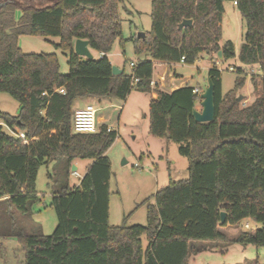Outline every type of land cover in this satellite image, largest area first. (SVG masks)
<instances>
[{"label": "trees", "instance_id": "obj_1", "mask_svg": "<svg viewBox=\"0 0 264 264\" xmlns=\"http://www.w3.org/2000/svg\"><path fill=\"white\" fill-rule=\"evenodd\" d=\"M150 1V30L128 38L134 54L149 59L134 63L128 74L121 69L113 75L107 53L116 39L122 41L121 0H0V92L20 105L16 115L0 112V239L18 244L22 264H188L206 248L202 243L264 246V88L239 107L242 69L236 67L234 86L223 93L221 73L213 65L207 75L214 84V119L197 122L196 86L184 83L167 91L150 85L153 61L176 64L183 58L193 64L203 52L218 58L221 51V61L257 65L264 87V0H230L245 22L237 53L230 40L220 44L228 0ZM186 19L192 24L179 29ZM22 35L57 37L53 46L66 54L68 72H60L55 53H24L18 45ZM75 39L86 40L102 56L75 54ZM133 89L157 93L148 103V132L178 144L188 159L187 177L153 194L145 225L125 220L111 225L106 151L118 132L107 131L104 123L95 133L73 132V104L84 97L124 100ZM5 128L23 132L24 139ZM76 159L90 164L71 187L68 176ZM57 160L64 162L65 183L51 190L57 222L45 235L31 219V207L38 201L39 167ZM245 218L260 227L233 238L219 230Z\"/></svg>", "mask_w": 264, "mask_h": 264}, {"label": "rangeland", "instance_id": "obj_2", "mask_svg": "<svg viewBox=\"0 0 264 264\" xmlns=\"http://www.w3.org/2000/svg\"><path fill=\"white\" fill-rule=\"evenodd\" d=\"M121 19L122 41L116 39L111 50L107 53L112 66L130 73V62L137 63L144 59V55H135L133 44L128 38L138 32H147L151 27L150 0H121L118 4ZM224 12L221 21L220 44L230 40L236 53L243 42L245 22L236 5L228 0L223 3ZM18 12L16 17H18ZM57 37L27 36L18 38V45L24 53H55L58 58L60 72H68L67 56L61 50L54 48ZM93 57H99L98 52L92 50ZM149 59V58H148ZM214 53L203 52L193 64L176 63L173 70L177 77L186 80L185 83L199 87L201 93L207 84V72L213 65L221 73L222 92L234 86L236 67L239 66L246 76L244 86L236 92L239 107L248 106L260 94L262 81L258 66L241 65L236 58L221 61ZM233 67L234 71L229 68ZM162 68L154 69V77ZM257 72V74H256ZM181 79V78H180ZM179 80V79H178ZM177 80V81H178ZM164 89L169 90L167 86ZM150 93L132 90L129 95L120 100L114 97L101 98L92 101L97 108V118L118 132V137L107 149L106 155L110 161V199L109 223L120 225L125 220L126 225L146 224V206L153 202V194L169 181H178L187 177L188 159L178 152V144L166 138H159L148 132V103ZM200 103V102H199ZM19 103L9 94L0 92V112L16 115ZM201 110L200 104H198ZM78 109L73 105V110ZM98 126L101 125L99 122ZM7 132L9 130L5 128ZM90 160L76 159L72 165L77 167L78 176L70 173L69 186H76ZM64 162L51 161L39 167L35 182L38 201L32 205L31 219L37 222L41 232L45 235L52 233L56 226V216L50 206L51 190L58 184L65 183ZM47 174L51 175L48 178ZM147 201V202H146ZM245 224L248 226L246 227ZM260 225L251 219L221 226V230L229 238H233L240 231L253 232ZM147 241L143 239V247ZM205 249L191 255L188 264H264V246L252 244H210L202 243ZM22 253L19 249L6 245L0 251V264H22Z\"/></svg>", "mask_w": 264, "mask_h": 264}, {"label": "water", "instance_id": "obj_3", "mask_svg": "<svg viewBox=\"0 0 264 264\" xmlns=\"http://www.w3.org/2000/svg\"><path fill=\"white\" fill-rule=\"evenodd\" d=\"M192 21L190 19L183 20L179 25L178 28L182 29L185 26H190ZM143 32H138L137 37H143ZM74 53L85 58H92V54L89 50L88 42L83 39H75L73 45ZM218 58H221V51L217 53ZM112 74L116 75L121 73V69L112 66ZM200 106L201 110H197L194 108L192 111V115L197 122H209L214 119V84L212 80L208 77L207 84L205 89L200 94ZM72 172L76 170V166L72 165L71 167ZM225 212H220L221 222L224 220Z\"/></svg>", "mask_w": 264, "mask_h": 264}, {"label": "crops", "instance_id": "obj_4", "mask_svg": "<svg viewBox=\"0 0 264 264\" xmlns=\"http://www.w3.org/2000/svg\"><path fill=\"white\" fill-rule=\"evenodd\" d=\"M89 50L92 54V50L90 48H89ZM144 56H145L144 59L149 58L146 55H144ZM153 63H154V69L162 68L161 72L157 73V75L155 77H154V70H153V78L152 79L156 82V85H157L156 88L158 90H166V89H164V87L167 86L168 88H170L167 91H173V90L181 87L186 82V80H182V77H177L178 74H176L175 71L173 70V66L175 64H168V63L161 62V61H153ZM162 77H164V80H161ZM156 95H157V93L155 91H153L152 93H150V98L151 97L155 98ZM104 98H106V97H104ZM100 99L101 98H97V97L79 98L74 102L73 105H77L78 108H81L86 104L93 103L92 101H95V100L99 101ZM195 108L197 110H200L198 107V104L195 106ZM98 122H99V124H102V122H104V119L102 117H99V118H97V123ZM0 124H2V123H0ZM89 164H90V162H89ZM76 169H77V167H76ZM85 170H86V168H85ZM219 230L222 231L221 226L219 227ZM6 245H9V246L13 247L14 249H19L18 244L14 240H12V239H0V251Z\"/></svg>", "mask_w": 264, "mask_h": 264}, {"label": "built area", "instance_id": "obj_5", "mask_svg": "<svg viewBox=\"0 0 264 264\" xmlns=\"http://www.w3.org/2000/svg\"><path fill=\"white\" fill-rule=\"evenodd\" d=\"M235 4V2H234ZM99 56H102V53H99ZM180 63H183V58H181ZM134 66V63L130 62V67L132 68ZM230 70L234 71L233 67L229 68ZM258 72L261 74L260 70L258 69ZM257 74V72H256ZM260 78L262 77V74L259 75ZM137 78L132 77L133 83L137 82ZM161 80H164V77L161 78ZM150 85L154 86L156 85V82L152 79L150 81ZM59 92H64L63 89H59ZM193 93L195 94H201V91L198 87H195L193 89ZM97 108L92 103L86 104L81 108H78L74 110L73 116H72V130L75 133H95L98 131V124H97ZM10 133L17 135L20 138L24 139V134L23 132L19 130H10L8 129ZM112 130L109 126L107 127V131ZM26 143L27 141L24 140ZM73 175L78 176V172L75 170L72 172ZM247 227L248 225L245 224Z\"/></svg>", "mask_w": 264, "mask_h": 264}]
</instances>
